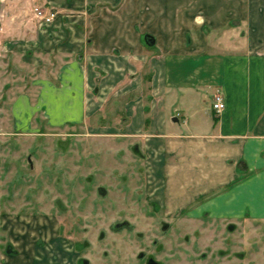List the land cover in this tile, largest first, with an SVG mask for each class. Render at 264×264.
Listing matches in <instances>:
<instances>
[{"label":"rangeland","instance_id":"374dc122","mask_svg":"<svg viewBox=\"0 0 264 264\" xmlns=\"http://www.w3.org/2000/svg\"><path fill=\"white\" fill-rule=\"evenodd\" d=\"M34 5L60 17L41 22ZM128 13L151 52L264 48V0H0V264H264V198L234 206L207 157L170 173L128 125L124 103L150 96V67L107 101L115 89L89 62L91 38L74 55L49 45L71 22ZM69 59L95 99L75 122L57 118L77 90Z\"/></svg>","mask_w":264,"mask_h":264},{"label":"crops","instance_id":"0c3cea01","mask_svg":"<svg viewBox=\"0 0 264 264\" xmlns=\"http://www.w3.org/2000/svg\"><path fill=\"white\" fill-rule=\"evenodd\" d=\"M59 17L56 14L46 24ZM137 19L130 13L98 14L85 22L79 19L76 25L71 22V32H56L61 37L55 39L56 44L48 40L44 45L74 55L84 47L86 35L91 38L87 56L90 63L104 66L106 86L115 89L107 99L112 102L117 90L129 87L127 82L118 88V81L140 79L147 64L152 71L150 96L139 95L124 103L128 125L143 137L144 151L152 148L161 161L168 160L161 164L168 166L170 173L176 168L192 174L193 168L207 157L212 160L207 175L215 177L222 188L227 184L225 190L233 192L234 206H251L252 200L263 199L259 193L264 191V48L238 55L205 52L196 47L165 50L157 44L156 51L151 52L142 42L146 29L144 25L137 28ZM82 23L88 25L87 34L82 32ZM71 60L66 79L71 78L72 83L67 87L72 85L77 90L75 94L67 91L74 97L65 99L57 118L75 122L82 118L83 111L88 113L86 107L91 111L95 99L83 88L80 63ZM93 70L95 66L89 65L87 80L92 78ZM216 88L225 99L220 113L211 105ZM201 177L205 176L197 178Z\"/></svg>","mask_w":264,"mask_h":264},{"label":"built area","instance_id":"2783aa9c","mask_svg":"<svg viewBox=\"0 0 264 264\" xmlns=\"http://www.w3.org/2000/svg\"><path fill=\"white\" fill-rule=\"evenodd\" d=\"M32 14L37 20L49 23L55 18L57 10L51 7L47 9L39 5H34L32 6ZM211 105L216 113H220L224 109L225 99L222 91L219 89L213 91Z\"/></svg>","mask_w":264,"mask_h":264},{"label":"flooded vegetation","instance_id":"af4514ba","mask_svg":"<svg viewBox=\"0 0 264 264\" xmlns=\"http://www.w3.org/2000/svg\"><path fill=\"white\" fill-rule=\"evenodd\" d=\"M150 264H155L153 261Z\"/></svg>","mask_w":264,"mask_h":264},{"label":"water","instance_id":"95a60500","mask_svg":"<svg viewBox=\"0 0 264 264\" xmlns=\"http://www.w3.org/2000/svg\"><path fill=\"white\" fill-rule=\"evenodd\" d=\"M146 35L150 36L149 34H146ZM145 37H146V36H145Z\"/></svg>","mask_w":264,"mask_h":264},{"label":"trees","instance_id":"16d2710c","mask_svg":"<svg viewBox=\"0 0 264 264\" xmlns=\"http://www.w3.org/2000/svg\"><path fill=\"white\" fill-rule=\"evenodd\" d=\"M147 34V33H146Z\"/></svg>","mask_w":264,"mask_h":264}]
</instances>
